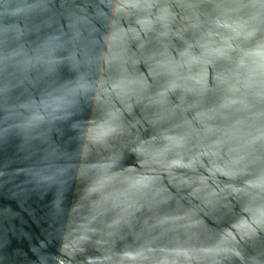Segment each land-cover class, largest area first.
I'll use <instances>...</instances> for the list:
<instances>
[{
    "label": "clouds",
    "instance_id": "obj_1",
    "mask_svg": "<svg viewBox=\"0 0 264 264\" xmlns=\"http://www.w3.org/2000/svg\"><path fill=\"white\" fill-rule=\"evenodd\" d=\"M199 3L221 19L243 17L251 32L218 42L229 54L214 64L212 91L242 85L253 112L242 136L176 144L152 115L131 111L141 100L128 70L135 61L112 39L132 33L133 24L143 31L151 10L167 4L86 0L81 15L62 16L52 0L16 6L0 0V15L44 16L30 35L0 29V124L25 140L54 132L49 162L26 169L24 177L35 192L43 186L48 206L43 238L31 246L27 264H50L46 253L57 245L63 264H86L91 249L97 254L87 264H192L197 256L151 245L176 229L188 239H211L244 212L250 231L230 238L223 259L264 264V64L253 66L254 58L244 55L264 49V0ZM221 169L228 177L223 184L214 179ZM228 197L232 207L223 203ZM164 223L168 228L154 235Z\"/></svg>",
    "mask_w": 264,
    "mask_h": 264
},
{
    "label": "water",
    "instance_id": "obj_2",
    "mask_svg": "<svg viewBox=\"0 0 264 264\" xmlns=\"http://www.w3.org/2000/svg\"><path fill=\"white\" fill-rule=\"evenodd\" d=\"M33 2L11 0V6ZM160 3L168 6L152 9L143 31L141 25L133 24L132 33L112 38L135 61L128 65V70L134 80L132 87L139 91L141 100L131 111L137 117L142 112L152 115L160 130L166 131L176 144L185 140L207 141L221 134L244 135L253 112L247 90L238 84L219 94L212 91L214 64L229 54L218 42L231 43L227 39L230 34L237 38L250 36L244 18L239 15L218 18L217 13H211L199 0H182L181 7L173 0H160ZM50 6L62 16H79L86 0H52ZM43 20L44 16L35 12L0 15V29L14 26L27 29L30 35L42 26ZM122 26L129 27L123 22ZM12 35L10 30L7 36ZM244 55L254 58L253 66L256 60L264 64V49L248 48ZM4 128L0 124V264H27L25 257L31 256V246L43 238L48 206L43 186L35 192L24 182V177L26 169L43 168L49 162L54 132L48 138L25 140L15 130L4 131ZM199 171L201 179L208 177L207 171ZM222 172V169L215 172L216 183L228 180ZM207 183L213 185L212 180ZM223 203L232 207L236 202L228 197ZM168 226V223L162 224L153 234ZM248 231L249 214L244 212L211 239H188L182 230L176 229L167 231L151 246L167 247L185 256L195 255L198 259L192 264H225L223 258L230 251V238L237 232ZM96 254L94 249L87 250L86 264ZM46 255L50 264H63L66 259L58 245Z\"/></svg>",
    "mask_w": 264,
    "mask_h": 264
}]
</instances>
